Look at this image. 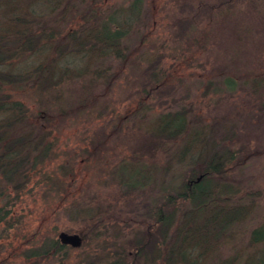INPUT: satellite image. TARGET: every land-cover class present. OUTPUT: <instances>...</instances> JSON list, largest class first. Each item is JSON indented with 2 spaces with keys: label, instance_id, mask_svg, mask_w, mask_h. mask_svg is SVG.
I'll list each match as a JSON object with an SVG mask.
<instances>
[{
  "label": "rangeland",
  "instance_id": "rangeland-1",
  "mask_svg": "<svg viewBox=\"0 0 264 264\" xmlns=\"http://www.w3.org/2000/svg\"><path fill=\"white\" fill-rule=\"evenodd\" d=\"M21 1L20 8L25 4V0ZM141 1L142 22L133 32V41L137 34H145V43L140 47L142 51L150 49L169 55L167 58L161 57V68L168 69L167 82L153 86L148 92L150 87L139 86L134 80L136 64H124L115 58H107L105 62L98 61L93 66L108 70L107 82L93 80L90 73L76 80L72 78L60 82L58 92L52 91L53 96L57 95L59 99L54 107L53 100L49 102L41 98V94L48 97V92L40 93L31 82L7 85L10 95L34 113L35 122L43 123V114L39 118L37 115L39 108L46 111L50 108L49 131L43 129L42 133L47 141L55 140L53 145L60 155L56 163L62 159L66 164L77 154L74 163L66 165L69 173L63 176L68 183L65 190L67 201L98 209V227L104 226L102 231L106 229L105 233L110 232L113 236L120 231L122 236L118 241L113 239L122 243L134 239L139 232L148 234L152 230V221L144 216V205L162 196L159 189L166 180L161 173L167 156L160 144L152 148L145 146L147 134L143 130L161 109L166 111L163 104L176 100L177 104L171 106L172 111L189 110L192 127L208 125L213 133L236 130L239 136L236 142L227 145L230 149L246 143L245 139L241 140L242 134H251L253 138L264 134V120L251 121L241 117L244 111L245 114L257 112V103L264 101V86L257 87L259 83L264 85V0ZM130 2L132 0H65L66 14L61 15L64 8L55 16L57 20L47 23L50 27H46L64 31L60 41L53 44V52L36 57H28L31 53L21 54L13 62L12 69L16 67L21 70L40 62L49 64L52 59L54 61L56 46L65 43L66 31L84 21L83 17L80 18L83 12L102 14L113 6H127ZM133 46H137L135 42ZM172 46L176 47L175 50L170 49ZM92 70L96 74L94 68ZM226 78L235 80L234 91L224 85ZM143 89H146L148 96L142 95ZM61 102L62 111L59 110ZM249 142L252 144V141ZM182 143L179 140L165 146L169 152H181ZM258 148L260 155L256 154L242 165L240 161L236 166H229L224 177L218 179L233 183L238 187L239 195L241 191H246L255 204L248 226L245 223L240 225L236 229V238L231 243L221 244L217 258L232 256L233 250L243 249L247 228L264 221V142ZM174 167L177 168L176 165ZM51 168H55V165H51ZM124 168L128 171L137 168L145 170L149 175L145 180L149 186L131 190L120 185L117 176ZM36 181L39 180H33ZM36 187L37 184L28 183L24 191L18 193L25 200L23 205L26 209L22 211L24 225L0 239L2 244L7 243V247L11 244L10 251L7 252V248L5 254L1 249L0 264H35L34 260H25L21 252L24 241L31 240L30 235L35 231L55 235L57 239L61 232L78 234L81 245L83 238L78 230L83 229L85 238L90 237L87 232L90 225L86 227L65 215L56 220L51 208L35 207L33 201L40 196ZM19 211L21 206L17 203L15 212L19 214ZM153 243L156 242L153 240ZM108 245L109 240L102 237L98 242L90 243L86 251L90 254L93 246L94 249H105ZM79 253L71 250L65 264H79ZM40 264L60 263L51 259Z\"/></svg>",
  "mask_w": 264,
  "mask_h": 264
},
{
  "label": "trees",
  "instance_id": "trees-1",
  "mask_svg": "<svg viewBox=\"0 0 264 264\" xmlns=\"http://www.w3.org/2000/svg\"><path fill=\"white\" fill-rule=\"evenodd\" d=\"M21 2L0 0V239L6 238L16 227H23L25 200L18 193L23 192L28 183H35L40 195L37 200L32 198L35 207L51 208L56 220L65 215L71 221L91 227L87 230L90 233L88 238H85L83 229L78 230L83 238L79 248L62 244L55 235L35 231L30 235L31 240L24 241L21 251L25 260H34L35 264L51 259L65 264L71 250L80 251L77 258L81 261L79 264H264V221L247 228L243 249L233 250L232 256L217 258L221 244L231 243L237 236L236 229L250 222L255 204L246 191H241L239 195L238 187L233 183L218 179L224 177L229 166H236L240 161L242 165L256 154L260 155L258 147L264 142V134L260 133L254 137L255 140L251 134H242L241 140L245 139L246 143L230 149L227 145L236 142L239 136L236 130L213 133L208 125L192 127L189 110H171V106L177 104L176 100L163 104L166 111L161 109L143 130L147 134L145 146L152 148L160 144L167 156L161 173L166 180L159 189L162 196L144 205V216L152 221L151 231L155 235L151 231L148 234L139 232L130 241L117 242L122 236L120 231L113 236L109 231L106 234V229L102 231L104 226L98 227V209L67 201L65 190L68 183L63 176L69 173L66 165L74 163L77 154L66 164L62 159L56 163L60 155L53 145L55 140L47 141L42 133L43 129L49 131L50 108L49 111L39 108L37 115L39 118L43 114V123L35 122L34 113L10 95L7 85L31 82L40 93L48 92V97L41 94V98L49 102L53 100L54 107L59 99L57 95L53 96L52 91L58 92L60 82L72 78L76 80L90 73L93 80L105 83L109 79L106 75L108 70L93 66L98 61L115 58L120 63L136 64L134 80L139 86L150 87L149 92L153 86L167 82L168 69L161 68V57L169 55L150 49L142 51L140 47L145 43V34H137L133 41V32L142 22L143 5L141 0H132L127 6L116 5L102 14L83 12L80 18L83 17L84 21L66 31L65 43L56 46L53 64L40 62L29 68L19 70L15 67L13 70V62L21 54L31 53L28 57H36L53 52V44L58 43L64 33L63 30L46 27H50L47 23L57 20L55 16L65 8V0H25L20 8ZM66 10L61 13L62 16ZM181 34L185 35V32L181 31ZM134 42L137 46H133ZM171 48L175 50L176 47ZM86 58H90L88 62ZM224 85L230 91L236 87L232 78H226ZM260 86L264 85L259 83L257 87ZM148 92L143 89L141 93L148 96ZM261 102L257 103V112L245 114L244 111L241 117L263 121L264 101ZM62 103L59 110L63 108ZM179 140L183 142L181 152L167 151L165 145ZM51 165L55 168L49 169ZM173 165L179 167L177 173ZM122 170L117 176L120 185L131 190L149 186L145 181L149 176L145 170ZM124 176L127 179L123 180ZM35 179L39 181L33 182ZM17 203L21 206L19 214L15 212ZM48 209L45 210L49 212ZM102 237L109 240L110 245L105 249H94L93 246L88 254L86 249L90 243L92 245ZM1 241L0 251L2 249L5 254L7 248V252L10 251L11 244L7 247V243L2 244Z\"/></svg>",
  "mask_w": 264,
  "mask_h": 264
},
{
  "label": "water",
  "instance_id": "water-1",
  "mask_svg": "<svg viewBox=\"0 0 264 264\" xmlns=\"http://www.w3.org/2000/svg\"><path fill=\"white\" fill-rule=\"evenodd\" d=\"M58 239L62 244L69 245L72 248H78L81 245V239L78 234H68L61 232L58 235Z\"/></svg>",
  "mask_w": 264,
  "mask_h": 264
}]
</instances>
